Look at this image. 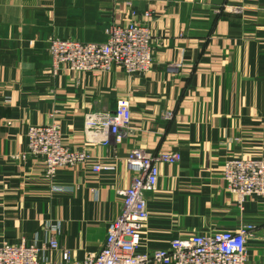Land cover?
<instances>
[{
  "label": "crops",
  "instance_id": "0c3cea01",
  "mask_svg": "<svg viewBox=\"0 0 264 264\" xmlns=\"http://www.w3.org/2000/svg\"><path fill=\"white\" fill-rule=\"evenodd\" d=\"M131 22L146 23L158 44L148 74L53 72L52 39L105 43L112 24ZM121 101L132 133L120 144L87 143L85 115ZM53 124L65 147L91 159L50 181L43 161L21 156L29 127ZM136 149L181 155L161 164L146 194L139 252L253 224L247 264H264V196L241 210L222 179L227 160L264 157V0H0V244L56 238L78 261L100 252L122 212L118 191L132 185L126 159ZM99 163L110 168L95 172Z\"/></svg>",
  "mask_w": 264,
  "mask_h": 264
},
{
  "label": "built area",
  "instance_id": "2783aa9c",
  "mask_svg": "<svg viewBox=\"0 0 264 264\" xmlns=\"http://www.w3.org/2000/svg\"><path fill=\"white\" fill-rule=\"evenodd\" d=\"M240 12L239 9H233ZM136 16L135 12L131 13ZM150 12L145 13L147 19ZM157 43L146 23L112 24L105 43H82L75 40L52 39L50 53L55 74L61 70L78 73H108L115 67L126 74L146 75L155 63ZM131 110L128 102H119L112 113H88L84 117L87 143L101 136V143L123 142L132 133ZM40 159L45 163L46 177L53 181L59 168L86 164L90 155L85 148L72 151L64 146L58 124L30 126L28 147L21 156ZM181 161L179 153L153 155L133 150L126 159L134 174L130 188L119 190L122 212L110 224L106 242L100 252L89 254L82 261L73 259L68 249H61L56 238L44 246L37 241L26 244H0V264H247L248 242L256 227L245 224L237 231H219L178 238L166 250L139 252L143 228L149 213L146 194L153 192L159 182L161 164L174 165ZM99 163L95 172L108 170ZM222 179L241 210L253 196H264V157L257 160L230 159L223 166ZM56 230V229H55ZM61 252V260L45 257V252Z\"/></svg>",
  "mask_w": 264,
  "mask_h": 264
}]
</instances>
